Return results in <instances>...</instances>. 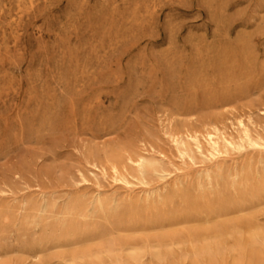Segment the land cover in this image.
<instances>
[{"label": "rangeland", "instance_id": "1", "mask_svg": "<svg viewBox=\"0 0 264 264\" xmlns=\"http://www.w3.org/2000/svg\"><path fill=\"white\" fill-rule=\"evenodd\" d=\"M241 119L264 133V0H0V264H205L203 222L121 231L98 215L23 218L55 194L144 197L195 178L212 163L183 158L170 132H236ZM161 149L180 166L167 182L127 185L102 169Z\"/></svg>", "mask_w": 264, "mask_h": 264}, {"label": "bare ground", "instance_id": "2", "mask_svg": "<svg viewBox=\"0 0 264 264\" xmlns=\"http://www.w3.org/2000/svg\"><path fill=\"white\" fill-rule=\"evenodd\" d=\"M179 154L191 162H210L204 171L193 178L177 179L144 197H117L98 194L87 197L68 193L45 197L24 215V222L39 226L47 219L65 224L69 219H94L102 216L106 221H119L121 231H139L143 228L164 227L181 223L205 224L203 253L205 264H264V156L243 164H224L218 161L231 151L264 148V133L250 122L241 119L237 131H230L220 123H209L204 129L170 132ZM166 150L160 156L139 151L126 159L103 165L104 173L127 185H152L169 181L180 169L174 160H167ZM82 176L86 178L85 173ZM181 199L184 207L174 213L166 212L164 219H150L144 207L159 206ZM190 201L189 205H185ZM143 221V222H141ZM68 234V233H66ZM58 239L52 235L49 238ZM191 236L188 248L194 259L199 247ZM59 245L63 243L58 239ZM47 243L32 252L38 256Z\"/></svg>", "mask_w": 264, "mask_h": 264}]
</instances>
